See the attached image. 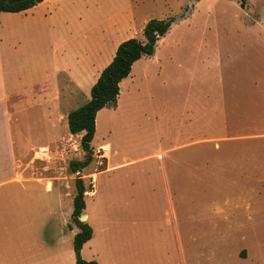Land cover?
Segmentation results:
<instances>
[{
	"label": "rangeland",
	"instance_id": "374dc122",
	"mask_svg": "<svg viewBox=\"0 0 264 264\" xmlns=\"http://www.w3.org/2000/svg\"><path fill=\"white\" fill-rule=\"evenodd\" d=\"M183 13L187 17L172 25L154 56L136 62L120 84L117 108L98 113L90 166L76 174L70 170L72 161L85 159L83 134L70 132L68 115L91 99L86 84L82 96L75 93V103L51 119L31 98L22 101L25 106L17 108L14 122L18 143L23 133L34 147L26 161L31 169H58L66 179L61 193L66 207L77 193L78 175L89 187L90 174L107 167L108 157L102 151L103 158H96V149L110 148L111 165L120 167L99 176L96 198H85L86 222L99 237V231L121 227L122 191L130 207L139 206L132 203L140 191L141 197L151 195L149 185L158 182V155L179 148L183 150L172 157L181 158L188 149L196 161V151L204 150V163L194 166L189 198L193 231L225 233L232 264H260L253 249L264 247V167L254 168L251 182L244 168L234 171L224 165L226 160L251 157L259 165L264 160V0H246L244 6L240 0H46L20 18L6 20L33 39L35 62L53 56L61 67L65 63L67 74L51 84L65 82L69 93V76L89 71L82 76L94 79L122 42L144 40L150 20ZM45 74L52 77V71L34 74L35 96L46 83ZM217 109L224 112L220 129L214 125ZM41 147L49 155L39 154ZM147 200L146 216L151 214ZM81 256L96 261L90 247Z\"/></svg>",
	"mask_w": 264,
	"mask_h": 264
},
{
	"label": "crops",
	"instance_id": "0c3cea01",
	"mask_svg": "<svg viewBox=\"0 0 264 264\" xmlns=\"http://www.w3.org/2000/svg\"><path fill=\"white\" fill-rule=\"evenodd\" d=\"M28 11L0 13V264H77L74 239L81 229L72 219L76 193L66 207L62 192L65 187L63 182L67 181L59 176L58 169H31L26 161L34 147L25 142L27 138L23 133L19 145L14 122L17 108L22 109L25 106L22 101L28 98L51 119L59 110L75 103V93L84 90L85 84L92 89L112 57L107 64H102L94 79L82 76L89 71L74 75L70 73L73 87L67 93L65 82L61 86L54 81L51 84L61 73L67 74L65 63L61 67L60 63H55L53 56L49 60L35 62L33 39L8 25L6 19L20 18ZM38 71H52V77L45 74L46 83L38 93L40 95L35 96L34 74ZM215 113L218 117L214 125L220 129V114L224 112L220 113V109H217ZM103 147L96 149V158ZM180 150L183 149L171 148L158 155L161 162L154 167L158 172V182L149 185L152 187L148 197H141L139 192L132 203L139 206L130 207L128 196L122 191L121 202L124 199L126 206L123 208L121 227L116 231L108 228L99 231L100 237L93 229L92 238L84 244L81 255L86 247H90L94 253L93 259L100 264L233 263L230 255L232 249L225 242V233L193 231V207L192 204L189 207V198H193L194 166L204 163L206 152L196 151L200 155L196 161L193 159L195 153L191 154L192 150L188 149H184L181 158L172 157ZM107 157V167L90 174L87 198L98 195L96 184L100 175L114 172L120 167L111 165L110 153ZM257 161L251 157L244 161L226 160L224 167H231L234 171L244 168L251 173L252 182L254 168L264 167V160L261 165ZM145 200L149 202L151 214L148 216L144 211ZM88 219L86 215L83 222ZM253 252L254 257L260 256L258 262L264 264V247L253 249Z\"/></svg>",
	"mask_w": 264,
	"mask_h": 264
},
{
	"label": "trees",
	"instance_id": "16d2710c",
	"mask_svg": "<svg viewBox=\"0 0 264 264\" xmlns=\"http://www.w3.org/2000/svg\"><path fill=\"white\" fill-rule=\"evenodd\" d=\"M46 0H0V13H20L34 8ZM241 5L246 4V0H240ZM188 12V10H187ZM187 14L183 13L180 17L168 19H152L144 28V40L136 38L122 42L117 50L112 62L102 71L97 82L91 89V99L81 107L73 110L68 115L69 130L73 135L83 134L81 148L85 153L82 161H72L70 170L73 174L91 165L94 160L92 142L96 134L97 115L105 108H116L121 92V82L128 78L133 66L143 57H152L156 52L158 42L165 37L172 25L184 19ZM77 193L74 197V210L72 213L73 222L76 223L81 231L75 236L74 250L76 253L77 264H99L96 261H86L81 256V251L93 235V229L86 222H82L86 208L87 187L83 178L78 175L76 179ZM72 227V225H70Z\"/></svg>",
	"mask_w": 264,
	"mask_h": 264
},
{
	"label": "built area",
	"instance_id": "2783aa9c",
	"mask_svg": "<svg viewBox=\"0 0 264 264\" xmlns=\"http://www.w3.org/2000/svg\"><path fill=\"white\" fill-rule=\"evenodd\" d=\"M101 151H103L104 154H106V150H105L104 148H102ZM49 152H50V151H49V149H48L47 147H41V148H40V151H39V153L42 154V155H49ZM104 154L101 153V154L99 155L98 158H101V159H102L103 156H104ZM100 163H103V162L100 161Z\"/></svg>",
	"mask_w": 264,
	"mask_h": 264
},
{
	"label": "bare ground",
	"instance_id": "6f19581e",
	"mask_svg": "<svg viewBox=\"0 0 264 264\" xmlns=\"http://www.w3.org/2000/svg\"><path fill=\"white\" fill-rule=\"evenodd\" d=\"M104 149L106 150V156H109V153H110L109 147H105Z\"/></svg>",
	"mask_w": 264,
	"mask_h": 264
},
{
	"label": "water",
	"instance_id": "95a60500",
	"mask_svg": "<svg viewBox=\"0 0 264 264\" xmlns=\"http://www.w3.org/2000/svg\"><path fill=\"white\" fill-rule=\"evenodd\" d=\"M86 219V216L85 215H83L82 216V221H84Z\"/></svg>",
	"mask_w": 264,
	"mask_h": 264
}]
</instances>
